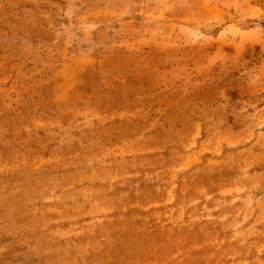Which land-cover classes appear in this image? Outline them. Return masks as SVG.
Masks as SVG:
<instances>
[{
	"label": "rangeland",
	"instance_id": "374dc122",
	"mask_svg": "<svg viewBox=\"0 0 264 264\" xmlns=\"http://www.w3.org/2000/svg\"><path fill=\"white\" fill-rule=\"evenodd\" d=\"M0 264H264V0H0Z\"/></svg>",
	"mask_w": 264,
	"mask_h": 264
}]
</instances>
